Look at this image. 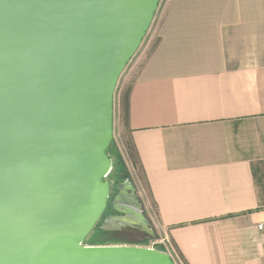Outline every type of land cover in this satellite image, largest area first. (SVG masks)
I'll return each instance as SVG.
<instances>
[{
    "label": "water",
    "instance_id": "obj_1",
    "mask_svg": "<svg viewBox=\"0 0 264 264\" xmlns=\"http://www.w3.org/2000/svg\"><path fill=\"white\" fill-rule=\"evenodd\" d=\"M160 0H0V264H175L155 249L87 246L101 230L152 236L136 188L106 181L114 95Z\"/></svg>",
    "mask_w": 264,
    "mask_h": 264
},
{
    "label": "crops",
    "instance_id": "obj_2",
    "mask_svg": "<svg viewBox=\"0 0 264 264\" xmlns=\"http://www.w3.org/2000/svg\"><path fill=\"white\" fill-rule=\"evenodd\" d=\"M127 68L114 122L169 256L264 264V0H167Z\"/></svg>",
    "mask_w": 264,
    "mask_h": 264
},
{
    "label": "rangeland",
    "instance_id": "obj_3",
    "mask_svg": "<svg viewBox=\"0 0 264 264\" xmlns=\"http://www.w3.org/2000/svg\"><path fill=\"white\" fill-rule=\"evenodd\" d=\"M166 2H167V0H160L157 12H156L155 17L153 19V22H152V24H151V26H150L147 34H146L141 46L139 47V49L135 55L138 56L141 51L143 52L144 47L147 44L148 40L153 36L157 24H160V22L163 18V10L165 8ZM154 36H156V35H154ZM155 43H156V38H154L153 41L151 42L150 46L147 47L146 54H148L151 51V49L155 45ZM135 55H134V57H135ZM133 58L131 59V61L133 60ZM131 61L129 62V64L131 63ZM129 64L127 65V67L129 66ZM127 67L124 70V72L127 71V69H128ZM115 106H116V102H115ZM121 121L122 120L117 118L116 121L114 122L113 141H112V143H111L112 145L109 147V151H108V155L113 160V163H115L116 154H118V153L121 154V156L123 157V161L124 160L126 161V159H127V156L125 154V146H124V144L127 142V138H126L124 131L122 129ZM119 124H120V126H119ZM130 176H131V174H130ZM124 178H125L124 173L121 172L115 164H113L112 170L106 179V181L109 183V185L111 187V195H110L109 202H111L113 196L117 193V191L115 190L116 183H118V182L122 183V180ZM130 178L132 180V177H130ZM131 183L135 187L134 183L133 182H131ZM138 186H139V184H138ZM140 186L143 189H145V187L142 184H140ZM136 193H137V198L139 199V201L142 205L143 214L147 217V219L150 222L149 228L152 232V236L145 233L144 231L140 230L139 228H135L133 231H129L126 228V230L123 229L121 231L102 232L101 225L103 224L105 218L107 216L113 214V212L111 210H107L105 215L103 216V218L100 220V222L96 225V227L93 229V231L89 234V236L85 240L84 245H87V246L130 245V246H140V247H147V248H149L150 246H154L156 248L155 250L168 253L166 248H165V246H167V244L164 242L163 237L161 236L162 233L160 232L159 226L156 223V218L154 216V212H155L154 207L152 206V208H150L148 206L147 208H145V206H144V203H145L144 200L148 198L147 200L149 201V195L147 194V192H145V194H144L145 197L142 196L144 199L143 200L138 195L137 189H136Z\"/></svg>",
    "mask_w": 264,
    "mask_h": 264
},
{
    "label": "trees",
    "instance_id": "obj_4",
    "mask_svg": "<svg viewBox=\"0 0 264 264\" xmlns=\"http://www.w3.org/2000/svg\"><path fill=\"white\" fill-rule=\"evenodd\" d=\"M127 138V142L124 144V146H125V154H126V156H127V159L130 161V163H131V165L134 167V166H136L137 164H138V161H137V155H136V152H135V149H134V146H133V144H132V141H131V139H130V137L129 136H127L126 137ZM112 145V144H111ZM110 145V146H111ZM108 151H109V149H108ZM108 151H107V154H108ZM110 157V156H109ZM113 161V160H112ZM113 164H115L118 168H119V170L121 171V172H123L124 173V175H125V178L122 180V182H124L125 180H130L131 182H133L132 180H131V176H130V172L128 171V169H127V166H126V164H125V160L123 161V157L121 156V154H116V161H115V163H113ZM121 182H118V183H116V185L117 184H120ZM107 210H111L110 209V207H108V209ZM112 211V210H111ZM113 212V211H112ZM106 213V212H105ZM116 213L115 212H113V214L112 215H115ZM105 215V214H104ZM102 232H105V231H102Z\"/></svg>",
    "mask_w": 264,
    "mask_h": 264
},
{
    "label": "built area",
    "instance_id": "obj_5",
    "mask_svg": "<svg viewBox=\"0 0 264 264\" xmlns=\"http://www.w3.org/2000/svg\"><path fill=\"white\" fill-rule=\"evenodd\" d=\"M256 229L259 231V232H264V222H262V223H260V224H258L257 226H256ZM163 241V240H162ZM149 248H151V249H156L154 246H150ZM165 248H166V246H165ZM167 250V249H166ZM163 252V251H162ZM164 253H166V252H164ZM166 254H168V253H166ZM169 255V254H168ZM171 257V256H170ZM173 260V259H172ZM174 261V260H173ZM174 263L175 264H177V262H175L174 261Z\"/></svg>",
    "mask_w": 264,
    "mask_h": 264
},
{
    "label": "flooded vegetation",
    "instance_id": "obj_6",
    "mask_svg": "<svg viewBox=\"0 0 264 264\" xmlns=\"http://www.w3.org/2000/svg\"><path fill=\"white\" fill-rule=\"evenodd\" d=\"M129 231H133L135 228H133V229H131V228H127ZM121 230H123V229H121ZM121 230H119V231H121ZM124 230H126V228H124Z\"/></svg>",
    "mask_w": 264,
    "mask_h": 264
}]
</instances>
